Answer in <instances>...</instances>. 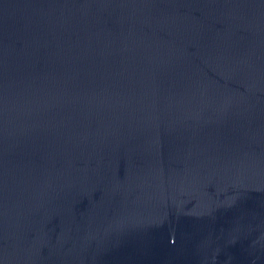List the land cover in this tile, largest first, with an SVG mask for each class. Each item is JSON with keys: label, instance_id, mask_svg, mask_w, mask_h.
<instances>
[{"label": "water", "instance_id": "95a60500", "mask_svg": "<svg viewBox=\"0 0 264 264\" xmlns=\"http://www.w3.org/2000/svg\"><path fill=\"white\" fill-rule=\"evenodd\" d=\"M0 264H264V0H0Z\"/></svg>", "mask_w": 264, "mask_h": 264}]
</instances>
